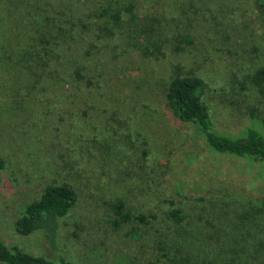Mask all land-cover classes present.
Masks as SVG:
<instances>
[{"label": "rangeland", "instance_id": "374dc122", "mask_svg": "<svg viewBox=\"0 0 264 264\" xmlns=\"http://www.w3.org/2000/svg\"><path fill=\"white\" fill-rule=\"evenodd\" d=\"M107 1L115 0H48V5L54 14L62 7L66 21ZM119 1L133 2L139 20L161 17L178 31L181 26L194 42L183 41L184 51L171 47L156 60L123 50V42L115 38L112 49L117 48L104 54L115 64L103 79L102 91H107L101 100L100 89L95 90L96 102L88 100L91 106H84V114L65 97L67 87L56 84V60L48 66L52 75L46 82L21 80L19 40L9 32L13 0H0V17H7L0 21V154L5 159L0 238L54 258L40 232L22 234L16 222L46 186L66 183L75 188L78 201L63 220L60 244L75 263L157 264L161 252L156 243L167 235L163 221L170 200L198 224L212 220V232L219 226L235 236L237 249L264 251V162L215 152L197 125L181 121L159 96L161 82L182 65L203 78L202 100L219 133L243 136L249 127L264 132V101L249 83L250 75L264 66V17L256 0ZM206 2L212 15L204 23L212 27V39L202 36ZM102 21L90 22L97 27ZM85 23L87 44L96 37ZM176 39L171 38L174 45ZM118 198L133 213L155 212L159 218L148 225L131 222L115 228L111 202ZM158 228L163 233L157 236Z\"/></svg>", "mask_w": 264, "mask_h": 264}, {"label": "trees", "instance_id": "16d2710c", "mask_svg": "<svg viewBox=\"0 0 264 264\" xmlns=\"http://www.w3.org/2000/svg\"><path fill=\"white\" fill-rule=\"evenodd\" d=\"M2 3L7 8L6 3ZM256 4L264 17V0H256ZM12 6L13 8L8 7L9 17L14 19L9 32L19 40L16 43L20 47L17 72H24L23 76L18 73L16 76L19 80V76L21 80L31 78L39 85L52 75L48 66L53 59L56 60V84L63 83L67 87L65 97L72 102L71 105L82 107L84 114V106H91L88 100L96 102L95 90L100 89L98 99L107 91H102L106 89L103 79L108 78L107 69L115 64L112 57L108 56L109 61L104 54H110L117 48L114 46L112 49V40L115 42V38H118L119 43L123 42L122 45L126 48H122L123 50L129 49L145 58L156 60L164 58L171 47L174 51H184L186 46L180 45L183 41L187 44L194 42L192 35L183 28L181 30V26L178 31L173 24L165 22L161 17L139 20L133 2L126 5L119 0L107 1L102 6L93 8L91 12L68 16L69 20L66 21L62 18L65 13L63 8L58 7L60 9H56L54 14L48 0H13ZM208 15H212V7L206 2L202 7V24L205 26L202 36L212 39V27H207V23H204ZM6 18L0 17V21L6 22ZM92 19L94 22L103 21L94 27L90 22ZM85 22L91 24L89 33L92 32L96 37L95 40L88 41L91 43L89 45L84 42L87 41L84 34V27H87ZM172 37L177 38L175 45L171 41ZM181 66L176 65L169 78L161 82L159 96L169 110L181 121L196 124L207 145L215 152L253 163L264 162L262 129L249 127L243 136L219 133L214 128L207 105L202 100L205 84L203 78L194 70H183ZM249 83L258 90L263 102L264 66L250 75ZM143 153L147 155L148 151L144 149ZM4 168L5 159L0 154V171ZM77 201L78 193L69 184L46 186L39 198L26 204L17 219L16 228L25 235L40 232L46 248L54 258L24 251L16 245L10 246L0 238V261L6 264H78L67 258L60 244L63 220ZM169 203L170 208L166 215L168 222L166 219L163 221L164 234L167 235L159 237L156 243L157 250L161 252L155 257L157 264H187L190 260L194 264H264V251H259L260 248L247 254L237 249L235 236L232 238L219 229V226L212 232V220L198 224L184 208L172 200ZM111 208L114 214L111 222L115 228L131 222L148 225L159 218L155 212H131L121 198L112 201ZM156 233L158 236L163 233V229H156ZM192 247L200 253H194Z\"/></svg>", "mask_w": 264, "mask_h": 264}]
</instances>
